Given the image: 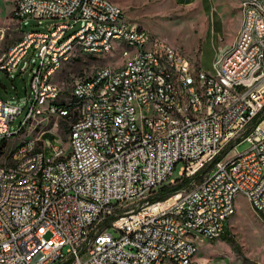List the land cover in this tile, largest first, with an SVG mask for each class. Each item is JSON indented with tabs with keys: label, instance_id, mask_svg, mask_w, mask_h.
Wrapping results in <instances>:
<instances>
[{
	"label": "built area",
	"instance_id": "obj_1",
	"mask_svg": "<svg viewBox=\"0 0 264 264\" xmlns=\"http://www.w3.org/2000/svg\"><path fill=\"white\" fill-rule=\"evenodd\" d=\"M6 1L12 10L10 23L0 26V42L8 30L19 37L0 72H23L28 62L18 64L29 51L36 64L23 97H0V264H198L190 249L198 239L218 238L236 196L251 202L255 214L264 211V0L257 7L238 1L244 19L236 47L213 60L212 71L194 68L193 83H184L188 58L181 51L133 26L109 0ZM101 18L116 19V26L105 28ZM28 19L50 23L20 31ZM117 36L130 39V46L119 44V62L72 78L74 101L49 107L43 127L10 154L13 135L39 101L60 92L45 85V71L65 46L85 40L103 54ZM163 63L178 65L179 73H165ZM117 69L126 70L123 84H116ZM162 78L172 80L171 89L163 88ZM227 87H234L231 101H223ZM169 91H176L177 106H169ZM194 92L204 93L206 115L188 120L181 103L195 108ZM168 107L177 108L178 119L169 118ZM62 113H69L68 131L57 138ZM163 123H173V131L152 138ZM175 165L178 178L167 182ZM182 179L184 187L153 200L159 186ZM176 219L192 225L195 237L176 227Z\"/></svg>",
	"mask_w": 264,
	"mask_h": 264
},
{
	"label": "rangeland",
	"instance_id": "obj_2",
	"mask_svg": "<svg viewBox=\"0 0 264 264\" xmlns=\"http://www.w3.org/2000/svg\"><path fill=\"white\" fill-rule=\"evenodd\" d=\"M110 1L118 5L125 12L127 18L129 16L152 35L161 37L177 49L183 50L195 62L197 67L209 72L212 71V61L226 55L227 51L231 50L236 31L242 27V24L239 27L240 21H243L241 16L244 19V11L239 10L237 0H192L189 2L187 0ZM7 9V5L0 3V18L4 17ZM48 23L50 21L43 20L41 25H37L35 20H22L19 23V30H45ZM6 24L7 20L5 22L0 19V26ZM18 37L19 31L8 30L6 32L5 40L0 43V56L9 50L10 45L7 44L13 43ZM215 50H217V53L214 54ZM76 56L81 57L61 68L55 80L63 87L65 92L70 88L72 78L89 74L97 66L117 64L120 53L113 50L109 54L100 56L86 57L80 54H76ZM23 62H28V67L21 73L16 72L6 76L0 72V84L3 86H0L1 98L8 99L9 96L23 97L25 95L29 69L36 64V59L29 51L18 66L20 67ZM53 79L52 82L56 84ZM70 98L71 94L69 92L67 98L60 96L59 101ZM46 120V117L40 116L38 120L28 123L21 133L14 136L12 138L13 142L10 143V154L14 153L18 144L24 143L28 137H33L43 127ZM18 121L19 118L14 121L13 125L17 124ZM67 131L68 123L58 119L57 134L61 138H66ZM43 138L49 140L50 143L53 142L52 137L44 136ZM68 147L65 142L64 148L66 151ZM246 147L245 143L241 144L235 148V151L241 153ZM233 154L231 152L229 156ZM178 169L179 165H175L167 182L177 180ZM153 196H155V193ZM247 204L241 196L234 198L236 211L225 226L228 240L223 241L220 238L211 242L207 246L208 248H204L201 247L204 242L198 239L197 247L199 249L196 257L203 258L212 264H264V212L255 214L249 205L250 209L247 207ZM126 207L133 206L128 204ZM106 233L116 237V234L110 228L106 230Z\"/></svg>",
	"mask_w": 264,
	"mask_h": 264
},
{
	"label": "bare ground",
	"instance_id": "obj_3",
	"mask_svg": "<svg viewBox=\"0 0 264 264\" xmlns=\"http://www.w3.org/2000/svg\"><path fill=\"white\" fill-rule=\"evenodd\" d=\"M249 6L257 7V0H249ZM259 14H264V6H259ZM101 25H104L105 28H113L114 26H116V19L101 18ZM118 31H127V24H118ZM119 44L122 46H130L129 37L117 36V42L108 43V47L103 48V54H101V47H95V44H85V40H78L74 45H66L64 48L63 55L56 58L53 68L51 70L45 71V85L58 87L56 84L52 82L53 75L57 70H59L63 66V64L68 62L69 59L72 58V56H76V54L87 55V56H100V55L109 54L113 50L119 51L120 53ZM235 47H236V38L230 51H232V49ZM8 53L9 50L0 56V62L7 61ZM183 68H184V83H193L194 68H192L188 60H183ZM162 71H164L165 73L178 74L179 66L171 65L170 63H163ZM125 79H126V70L117 69L116 84H123ZM162 86L164 89H171L172 80L170 78H162ZM173 86L181 87V80L173 79ZM70 94H71L70 99H66L62 101H59L60 92L47 94V97L44 98L43 101H39L38 111L31 115L30 120H28L24 124V128L28 123L38 120L40 116H44L47 118V110L49 109V107L52 109H60L69 106L70 101H74V92H70ZM233 97H234V87H227L223 94V101H231ZM194 99L196 105L195 108H189L188 103H181V111L185 112V116L188 120H199L200 116L206 115V104H205L204 93L194 92ZM168 103L169 106H177L178 96L176 91L168 92ZM101 106H109V99H101ZM168 116L170 119H178L177 108L168 107ZM58 119L64 120L68 123L69 113H62L61 115H59ZM23 130H18L13 135V137L21 133ZM56 131H57V123H56ZM171 131H173V123H163L161 124V129L152 130V138L163 139V132H171ZM57 138H61V137L57 134ZM11 142H13V140H11ZM24 143L18 144L13 154L19 153ZM247 203L251 207V209L255 212V208L253 207L251 202H247ZM176 227H184V233L186 234V236L195 237V228H193L192 225H184L183 219H176ZM220 234L221 233H218V237L220 236ZM196 249L197 247H193L190 249V257L192 258L194 257Z\"/></svg>",
	"mask_w": 264,
	"mask_h": 264
},
{
	"label": "crops",
	"instance_id": "obj_4",
	"mask_svg": "<svg viewBox=\"0 0 264 264\" xmlns=\"http://www.w3.org/2000/svg\"><path fill=\"white\" fill-rule=\"evenodd\" d=\"M110 1V0H109ZM184 1V0H183ZM188 2L189 1H192V0H187ZM111 2V1H110ZM0 3H2V4H4V5H7L8 6V9H7V11H6V13H5V15H4V17L3 18H0L1 19V21H5L6 22V20H7V24L8 23H10V13H11V10H12V4L11 3H9L8 1H3V0H0ZM111 3H113V2H111ZM114 5H116L115 3H113ZM237 4H238V0H237ZM120 10H122L118 5H116ZM238 7H239V4H238ZM240 10V9H239ZM123 11V10H122ZM124 13V15H125V12H123ZM241 15H242V13H241ZM127 15H125V17H126ZM127 18V17H126ZM127 20H129V22L133 25V26H135V27H137V28H139V29H141V30H144L145 32H147L150 36H154V35H152L151 33H149L146 29H144L141 25H139L136 21H134V20H132L129 16H128V18H127ZM241 20H243V17L241 16ZM241 24H242V22L240 21V25H239V27H241ZM239 29V28H238ZM238 29H237V31H238ZM13 31H18V30H15V29H12ZM206 31H207V27H206ZM205 31V32H206ZM237 31H236V33H237ZM236 35V34H235ZM154 37H158V36H154ZM158 38H160V39H162V40H164L163 38H161V37H158ZM235 38V37H234ZM167 44H169L170 46H172L168 41H166V40H164ZM233 41H234V39H233ZM233 41H232V43H233ZM15 42V41H14ZM232 43H231V45H232ZM5 44V43H4ZM10 44H12V43H9V44H7V45H10ZM7 45H5V46H7ZM172 47H174V48H176L175 46H172ZM177 49V48H176ZM179 50V49H178ZM179 51H181V50H179ZM185 56L187 55V53H185L183 50L181 51ZM215 53H217V50H215L214 51V54ZM81 56H72V58H70L69 59V61L68 62H66L61 68H63L65 65H67V64H70L73 60H75V59H79ZM187 58H188V61L190 62V65L192 66V68H199V67H197V65L195 64V62L187 55L186 56ZM215 60V59H214ZM213 62V61H212ZM60 68V69H61ZM60 69L59 70H57L55 73H54V75H53V80H54V82L57 84V86L59 87V89H60V96L61 97H63V98H67L68 96H69V88L66 90V92L63 90V87L57 82V81H55L56 79H57V77H58V73H59V71H60ZM246 201V200H245ZM247 203V202H246ZM247 207L249 208V206H248V204H247ZM233 208H234V214H235V206H234V200H233ZM251 208V207H250ZM249 208V209H250ZM264 212V211H263ZM233 214V215H234ZM232 215V216H233ZM231 216V217H232ZM230 217V218H231ZM229 218V219H230ZM228 219V220H229ZM227 220V221H228ZM226 224H227V222H225L224 224H223V226H222V233L224 232V233H226L227 234V230L225 229L226 227ZM220 234V236L217 238V239H215L214 241H217V240H219L220 238L223 240V241H226V240H228L227 238H228V234L226 235V237L225 236H223V234ZM204 242V245L202 246L201 245V247H204V248H208L207 246L208 245H210V243L211 242H213V241H203ZM227 243V242H226ZM228 244V243H227ZM198 249H199V247H197V249H196V252H195V254H194V257H193V260L195 261V262H197L198 264H212V263H210L209 261H206L205 259H203V258H200V257H196V254L198 253Z\"/></svg>",
	"mask_w": 264,
	"mask_h": 264
},
{
	"label": "trees",
	"instance_id": "obj_5",
	"mask_svg": "<svg viewBox=\"0 0 264 264\" xmlns=\"http://www.w3.org/2000/svg\"><path fill=\"white\" fill-rule=\"evenodd\" d=\"M1 87H3L1 84H0ZM219 158H216L214 161H217ZM198 176H194L193 179L195 181L198 180ZM188 181L186 179H182L178 182H176L174 185L170 186V185H167V184H163L161 186H159L155 192V196L153 197V200H157V199H162L168 195H170L171 193L179 190L180 188L184 187L186 185ZM223 236L226 237V233H222ZM229 243V241H228Z\"/></svg>",
	"mask_w": 264,
	"mask_h": 264
}]
</instances>
